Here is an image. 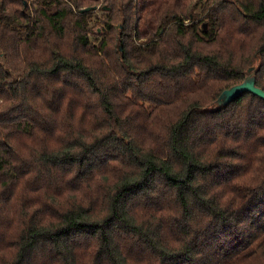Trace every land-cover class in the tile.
<instances>
[{"label":"trees","instance_id":"obj_1","mask_svg":"<svg viewBox=\"0 0 264 264\" xmlns=\"http://www.w3.org/2000/svg\"><path fill=\"white\" fill-rule=\"evenodd\" d=\"M248 75L264 0H0V264H264Z\"/></svg>","mask_w":264,"mask_h":264},{"label":"water","instance_id":"obj_2","mask_svg":"<svg viewBox=\"0 0 264 264\" xmlns=\"http://www.w3.org/2000/svg\"><path fill=\"white\" fill-rule=\"evenodd\" d=\"M87 9L89 8H86V10ZM204 26L207 27L206 23L204 24ZM244 91H252L254 94L260 95L261 97L264 98V89L255 84L254 77L248 75L245 78V80L242 81L241 83L226 88L220 95L219 99L221 102L226 104L227 102L236 99Z\"/></svg>","mask_w":264,"mask_h":264},{"label":"rangeland","instance_id":"obj_3","mask_svg":"<svg viewBox=\"0 0 264 264\" xmlns=\"http://www.w3.org/2000/svg\"><path fill=\"white\" fill-rule=\"evenodd\" d=\"M154 7H155V3L153 4V8ZM200 9L201 8L197 9V13H196L197 17H199L204 23H206V25L210 23V26H214L215 25L214 14L210 10H208L207 13L203 14V12H201L202 10ZM102 14H103V11L99 7L95 8L94 16H97V15L101 16Z\"/></svg>","mask_w":264,"mask_h":264}]
</instances>
